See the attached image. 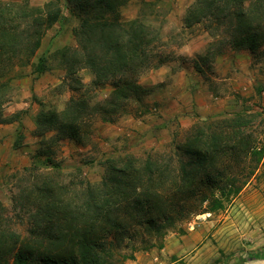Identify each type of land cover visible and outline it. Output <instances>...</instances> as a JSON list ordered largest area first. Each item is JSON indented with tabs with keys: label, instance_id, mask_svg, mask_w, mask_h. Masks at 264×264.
<instances>
[{
	"label": "rangeland",
	"instance_id": "374dc122",
	"mask_svg": "<svg viewBox=\"0 0 264 264\" xmlns=\"http://www.w3.org/2000/svg\"><path fill=\"white\" fill-rule=\"evenodd\" d=\"M195 1L130 0L120 9L123 22L136 19L160 31L161 50L169 59L140 76V83L149 87L143 105L131 102L128 111L113 122L104 121L100 112L91 109L82 143L62 139L53 146L54 161L47 162L37 153L41 146V137L36 134L39 114L50 108L62 110L71 96L84 95L90 106H98L113 87L111 83L93 85L94 74L82 68L75 75L82 87L76 88L78 82L59 66L54 52L77 47L73 29L79 19L66 8L65 0H0V6L13 8L23 3L43 7L53 2L62 9L59 20L46 28L33 59L50 56V69L38 74L27 67V75L12 80L8 89L4 111L14 119L0 123V203L11 206L18 192L32 191L36 184L50 179L67 186L69 194L84 190L87 184L100 188L111 163L123 167L131 159L141 162L149 156L170 160L180 175L178 144L190 135L193 125L235 112L255 116L249 131L258 146L264 145V43L255 52L238 49L225 25L218 30L207 27L208 21L188 25V9ZM187 79L190 93L176 98L179 102L175 103L171 91L176 82ZM196 82L204 93L198 92ZM199 104L208 106L207 111ZM240 151L241 147L230 151L225 159L229 174L242 186L239 193L228 194L233 188H226V179L215 183L222 206L211 210L206 202L200 205L201 197L192 199L190 208L198 211L181 218L171 211L176 223L163 229L161 238L146 224L128 227L123 237L111 233V264H264V258L250 253L264 251V154L250 175L256 163ZM155 185L171 198L173 175ZM124 216L128 222L138 218ZM13 220L14 230L26 234L20 217Z\"/></svg>",
	"mask_w": 264,
	"mask_h": 264
},
{
	"label": "trees",
	"instance_id": "16d2710c",
	"mask_svg": "<svg viewBox=\"0 0 264 264\" xmlns=\"http://www.w3.org/2000/svg\"><path fill=\"white\" fill-rule=\"evenodd\" d=\"M129 1L65 0L66 8L79 19L73 29L77 47H65L53 55L78 82L76 88L82 83L75 75L87 68L94 74L93 85L111 83L113 89L98 106H90L84 95L71 96L62 110L50 108L39 114L36 134L41 146L37 153L47 162L54 161L53 146L62 139L82 143L91 109L100 112L104 121L113 122L128 111L131 102L143 105L149 87L140 83V76L169 59L161 50L164 43L158 29L136 19L121 20L120 9ZM61 11L53 2L43 7L0 6V123L14 119L4 111L12 80L27 75V67L38 74L50 69V56L33 59L46 28L59 20ZM202 21L217 30L225 25L238 49L255 52L264 43V0H196L188 9L186 23ZM254 117L240 111L194 124L190 135L178 144L180 175L170 160L149 156L141 162L131 159L123 167L111 163L100 188L87 184L84 190L69 194L67 186L50 179L36 184L33 192L21 190L11 206L0 203V264H111V233L123 237L128 227L146 224L161 238L163 229L176 223L171 211L180 218L198 211L190 208L195 198L201 197L200 205L206 202L207 208L216 210L223 202L216 197L215 183L226 179V188H233L228 194L242 188L225 164L230 151L241 147L244 158L255 161L250 175L262 159L264 145L258 146L249 131ZM170 175L175 183L171 198L155 185ZM125 214L138 218L128 222ZM15 217L26 225V234L14 230ZM250 253L264 258V251Z\"/></svg>",
	"mask_w": 264,
	"mask_h": 264
},
{
	"label": "crops",
	"instance_id": "0c3cea01",
	"mask_svg": "<svg viewBox=\"0 0 264 264\" xmlns=\"http://www.w3.org/2000/svg\"><path fill=\"white\" fill-rule=\"evenodd\" d=\"M185 76H186V74H185ZM196 81H198V79H196ZM195 86L198 87V92L199 93H204V90L202 89V85L200 83H197ZM189 87H190L189 86V80L186 81V82H176L175 83V89L173 88L172 91H171V95L174 97L173 100L175 101V103L179 102L177 100L181 99L182 95H186V94L190 93L191 87H190V90L188 89ZM167 96H168V94H167ZM176 98H177V100H176ZM199 108H201L203 111H207L208 106H205L203 104H199Z\"/></svg>",
	"mask_w": 264,
	"mask_h": 264
}]
</instances>
